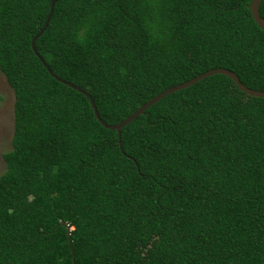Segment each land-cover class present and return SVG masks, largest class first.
<instances>
[{"label": "trees", "instance_id": "trees-1", "mask_svg": "<svg viewBox=\"0 0 264 264\" xmlns=\"http://www.w3.org/2000/svg\"><path fill=\"white\" fill-rule=\"evenodd\" d=\"M0 0L15 95L0 264H264V31L252 0ZM264 18V0L259 6ZM37 53L39 55H37Z\"/></svg>", "mask_w": 264, "mask_h": 264}, {"label": "water", "instance_id": "water-1", "mask_svg": "<svg viewBox=\"0 0 264 264\" xmlns=\"http://www.w3.org/2000/svg\"><path fill=\"white\" fill-rule=\"evenodd\" d=\"M262 0H252L250 5H249V9L251 11L252 17L254 19V21L259 25V27L264 31V18L260 15V11H259V6ZM56 0H53L51 3V8H50V14L47 18V21L44 25V27L39 31L38 34H36L32 40V47L34 49V51H36L35 48V41L38 38V36L44 31V29L46 28V26L48 25V22L50 21L51 15L53 13V8L55 5ZM37 55H39L37 53ZM43 64L45 65V67L49 70V72L59 81H62L63 83L67 84L68 86L76 89L79 92H82L86 97H88L90 104L93 108L94 114L96 116V118L100 121V123L108 128V129H114L118 131V136L120 137L121 134V130L122 128L127 125L129 122H131L134 118H136L137 116H139L140 114H142L148 107H150L151 105L155 104L156 102H158L159 100H161L163 97H165L167 94H170L172 92H175L177 90L183 89L185 87H188L196 82H198L201 79H204L206 77H209L211 75L214 74H224L229 76L234 83L239 87V89H241L243 92L247 93L248 95L251 96H256V97H264V91L261 90H257V89H252L248 86H246L244 83H242V81L240 80L239 76L232 70L224 68V67H216V68H212L209 69L185 82L179 83L177 85H174L172 87H169L167 89H165L164 91H162L161 93H159L158 95L154 96L153 98H151L150 100L146 101L144 104H142L138 109H136L132 114H130L129 116H127L125 119L121 120L120 122L116 123V124H108L107 122H105L101 117L100 114L98 112L97 109V105L92 97V95L84 90L83 88H81L80 86L66 81L62 78H60L57 74H55L50 68L49 65L43 60V58H41Z\"/></svg>", "mask_w": 264, "mask_h": 264}, {"label": "rangeland", "instance_id": "rangeland-1", "mask_svg": "<svg viewBox=\"0 0 264 264\" xmlns=\"http://www.w3.org/2000/svg\"><path fill=\"white\" fill-rule=\"evenodd\" d=\"M14 101V91L9 86L5 75L0 71V174L6 168L3 154L12 147Z\"/></svg>", "mask_w": 264, "mask_h": 264}]
</instances>
